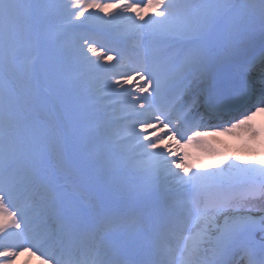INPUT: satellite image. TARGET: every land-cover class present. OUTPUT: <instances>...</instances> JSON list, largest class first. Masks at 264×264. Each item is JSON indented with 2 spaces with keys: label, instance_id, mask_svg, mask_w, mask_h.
<instances>
[{
  "label": "snow or ice",
  "instance_id": "snow-or-ice-1",
  "mask_svg": "<svg viewBox=\"0 0 264 264\" xmlns=\"http://www.w3.org/2000/svg\"><path fill=\"white\" fill-rule=\"evenodd\" d=\"M35 7L27 0H0V264H14L24 252L41 264H81L74 250L87 238L82 210L62 196L48 162L52 152L55 166L64 167L63 143H50L33 118L31 81L22 68L21 46ZM59 7L69 24L88 19L85 14L95 9L109 17L106 24L126 22L140 33L171 36L184 45L178 65L156 50L126 62L111 49L98 55L103 46L82 38L71 58L75 72H61L78 97L92 101L103 91L123 98L134 118L126 134L133 139L129 151L125 137L113 135L99 116L89 119L79 110L85 122L77 133L86 145L83 161L128 209L103 216L93 227L88 264H236L239 254L244 264H264V216L240 211L248 200L264 198V158L223 168L224 160L216 158L217 167L208 170L209 163H189L188 153L176 146L160 148L171 139L216 157L204 137L237 130L264 143V129L254 122L264 114V55L240 64L230 77L220 71L254 42L257 18L264 39V0H69ZM96 80L103 89L95 88ZM225 96L242 98L251 108L226 126L204 130L205 117L225 114ZM124 171L140 182L123 183ZM111 227L124 229L119 243L106 242Z\"/></svg>",
  "mask_w": 264,
  "mask_h": 264
},
{
  "label": "rangeland",
  "instance_id": "rangeland-1",
  "mask_svg": "<svg viewBox=\"0 0 264 264\" xmlns=\"http://www.w3.org/2000/svg\"><path fill=\"white\" fill-rule=\"evenodd\" d=\"M50 1L51 0H27V2L32 3L36 7L32 10L30 32L21 46L22 68L31 81L29 100L31 101L34 107L33 118L39 121V125L46 132V135L50 131L54 130L55 126H58V128H60L61 135L59 136V138L61 139L64 148V166L68 165L70 170L73 171L75 174L79 173L82 183L79 182L80 184L78 187H80V191H83L85 189L83 183H89L90 185L95 184V182H97V187H100L103 182L100 178V181H98L95 177L97 175L94 174L91 167L83 163L84 161L82 156L86 148H84L85 144L80 140L77 133L79 129L83 128L84 122L79 116V118H77L76 120L73 112L75 105H81L80 103L83 104V101H76V97L73 98L69 94V87L66 86V84L60 83V80H63V78H61V70L59 71L60 67L57 62L60 58L58 52L60 54H64V52L60 49L62 48V46H65L71 42V35L66 31H59L61 25L64 23V21L67 20L63 19L61 21H58L56 18H54V14L51 13V8H49ZM93 10L94 9H90L89 12L85 15L92 14ZM150 15L151 14L149 13L147 17H149ZM95 17L96 18L93 19L92 24L99 23L102 27H105V21H107L109 18L99 19L97 18V16ZM258 20L259 19H257V22ZM258 28L257 30L259 31L260 28ZM134 31L136 30L132 29V33ZM139 34L140 37L137 42L141 43L145 52L147 51L149 55H151L153 50H156L158 52L164 51L168 53L173 45V43L171 42L173 37L171 36L151 35L147 31ZM77 35H80V32H78ZM177 41L178 43H180L179 47L175 48L171 52V54H169V56H183L184 45L179 40ZM74 72L69 73L73 74ZM99 93L100 96H97V98L100 101H104V107H106L107 109L105 114L113 116L109 117L107 115L102 116L98 114L100 118L106 119L105 123L107 121L109 122L110 119H115L120 112H123V110H126V108L128 107V105H125L124 102L121 101L124 100L123 98H106L107 96L103 91H99ZM112 101H120L121 103H119V106H117L115 109L111 108L110 104L113 103ZM124 114L129 113L127 112ZM121 115L123 114L121 113ZM47 116H53L56 118V120L48 121ZM62 117H67L69 119V122L67 120L63 121ZM118 117H120V115ZM151 130L152 129H150V131ZM72 133L75 134V137L71 136ZM125 139L130 138H127L125 136ZM243 139V137L240 138L239 142H242L244 144L247 143V141H243ZM247 140H249V146L246 148V151H242L240 154L236 153L235 155H232L233 157H237V155L243 156L242 160H235L237 164L243 165L245 162L254 163L260 158H264V143L261 142V138L247 137ZM232 145L237 146V142L235 139L227 141V145L225 148L230 147ZM252 145L255 146V150H253ZM130 146H132L133 148V143ZM206 146L209 150L212 149L209 142H206ZM183 149L188 153L189 163L195 165L201 161L207 162L210 165V168L208 170L217 167L215 163V158L210 155L208 151H205L204 148L198 147L194 144L186 148L183 147ZM48 162L49 165L52 167L53 177L55 176L56 178L55 181L59 178H61L62 181H66V179H71V177L69 176H64L62 171L63 168H58L55 166V156L51 152H49L48 154ZM227 163L229 162H224L220 164L219 167L223 168L227 165ZM77 166H79L80 168L78 169ZM193 170L196 169L194 168ZM200 170L203 171L204 169ZM189 175H191V173H189ZM73 183L74 186L75 184H77L74 180ZM123 183L128 184L127 181H124ZM65 186L67 190H71V188L73 187L70 185ZM102 186H104V184ZM116 193L119 194L118 192ZM240 210L245 211L244 213H247L253 217L255 216V218L259 216L262 217L264 216V201L258 202L256 206L252 209L243 208ZM259 240L260 235L256 233L254 235L253 242L256 243V241ZM238 256H240V254Z\"/></svg>",
  "mask_w": 264,
  "mask_h": 264
},
{
  "label": "bare ground",
  "instance_id": "bare-ground-1",
  "mask_svg": "<svg viewBox=\"0 0 264 264\" xmlns=\"http://www.w3.org/2000/svg\"><path fill=\"white\" fill-rule=\"evenodd\" d=\"M68 2H69V0H51L50 1L49 8H51V13L54 14V18H56L58 21H61V20L65 19L64 14H63V10L59 6L65 4V3H68ZM137 2H144V0H137ZM93 13H95V15H92ZM93 13L92 14H87L86 17H89V18L88 19H84L86 22H89V24L90 23H93V19L96 18L95 16L102 17L103 19L104 18H109L104 13H100V12H98L95 9L93 10ZM148 18L149 17H147V15H146L145 16V19L147 20ZM123 23H124L123 27H125V29H126L125 32H128V31L132 30V28L126 22H123ZM256 23H257V25H256V32L255 33L257 34V28L260 26V21L258 20V22H257V20H256ZM116 32H119V30L117 28L112 30V34L113 33H116ZM68 33L71 35L70 36L71 42L68 43L65 46H62V48L60 49L61 51L64 52V54H60L58 52V55L60 57L59 60L57 61L58 62V65L60 67L59 68V71L61 70V72H68V73L75 71V66H74V63L72 62V59L71 58H72V54H73L74 48L79 45V42H80V40L82 38H86L88 40L94 41L97 46H103L104 51L101 52V53H98V55L108 54V50L110 49L107 46V43L108 42L106 40L100 38L98 35H95V34L94 35L87 34V33H84V32H81L80 35H77L78 31H76L74 29L68 30ZM127 38L129 40H133V38H136V35H133V36H129L128 35ZM254 44L252 43L248 47V50L250 48H252ZM256 45H258V43ZM174 47L175 46H173L171 48V51H172V49ZM259 49H263L262 51L264 52V43L262 44V46L259 47ZM171 51H170V53H168V55L171 54ZM105 66H111V61L110 62H106ZM69 74H71V73H69ZM61 78H62V76H61ZM60 83L65 84L63 80H60ZM135 83H136V81L134 80L133 81V85ZM102 85H103V82L101 80H96L95 81V88L97 90L102 89ZM126 87L132 88V85H129V86H126ZM69 94L73 98L76 97V100H80V99L83 98V97H78L77 94L75 92L71 91V90H70ZM95 94H96V97H97V95L99 94V91H97ZM74 109H77V111H75L74 114L77 115V116H79L81 118L82 113L79 111L80 110V107L78 105H75V108ZM101 109L102 108H101V105L100 104H93V103H91L90 105H88L86 107V112H87L88 118L91 119L93 117L92 113L94 111H96V110L101 111V114H104V112H105L104 109H102V110ZM127 110L130 111L129 105L127 107ZM50 117H51L50 118L51 120H53V121L56 120L55 117H53V116H50ZM62 119H63V121L67 120L69 122V119L67 117H62ZM133 122H134V118L133 117H130L128 119L123 120V122L121 123L122 125L121 124L119 125V124H116V123L113 124L112 126L109 127V130H110V132L113 135H115L117 137H122L123 135H126L127 134V131L129 130V128H130V126H131V124ZM254 122H255V124H256V126L258 128L264 129V126H263V123H264V114H258L254 118ZM226 123H228V122H226ZM203 125L205 126V129L204 130L209 131V132H212V130L215 129L216 127L226 126L227 124H225V125H219V124L218 125H212L210 123H207V124H203ZM117 131H119V132H117ZM166 132H167V130H164V132L158 133V135H163ZM60 135H61L60 128L55 129V131L51 132L47 136L48 141L50 143L51 142H55L57 139H60L59 138ZM71 135L73 136L75 134L72 133ZM242 137L244 138L243 141H247V143L244 144L242 142H239L240 141V138H242ZM247 137H250L248 135V133H246L243 130H237L236 133L235 134H232V135L224 134L222 132L221 133H218V134H215V135L210 134L208 136H205L204 137V140H205V142H208V141L209 142H218V141H220L219 142L220 145H216L217 144L216 143L212 147V149H211V152H215L217 154L216 157H214V158L215 159L216 158H222L224 160V162H233V161H235L237 159V157H239L240 160H242L243 159V156L237 155V157L236 156L232 157L230 155V157H231V159H230V157H227L226 154L228 153V154L235 155L236 153L237 154H240L242 151H246V148L249 146V140H247ZM154 138L155 137H153L151 139H154ZM233 139L236 140L237 146L232 145L230 147L225 148L226 145H227V141H230V140H233ZM122 143L128 148L129 151H133L134 150L132 148V146H130L133 143V139L132 138L129 141L123 140ZM181 143H182V141H181ZM181 143H180V145H177L175 140L169 139V140H165L164 143L162 144V146H160V148L161 149H164L166 147L176 146L177 148H180L181 149L182 148V146H181L182 144ZM84 148H86V145L84 146ZM115 149H116V152L118 153L119 152V146H115ZM180 154H182V153H180ZM209 154H210V152H209ZM172 159H176V157H172ZM63 169L65 171L63 173L65 176H68V175L73 176L72 175V172L71 171H68V168L63 167ZM128 175H133V173L128 172V171H124L122 179L123 180H126V178H127ZM139 182H140V180L137 181V182H135V183H133L132 185L138 184ZM60 191H61L62 196L65 199H68V193L66 191V188H62ZM122 200H123V198H122ZM122 200H121V202H122ZM262 201H264V198H260V197H258L256 199L248 200L246 203L240 205V209H243V208H250V209H252V208H254L256 206V204L258 202H262ZM113 206H114L113 203L104 202L105 213H107L106 215L113 214V212H112ZM124 209H125V206L122 203L119 204V205H116V207H115V210L118 213H122L124 211ZM92 210L93 209H91V211ZM241 212L243 214H245V215H249L247 213H244L245 211H241ZM259 217H261V216H259ZM259 217H256V218L259 219ZM254 218H255V216H254ZM110 229L111 230L110 231H107V233L105 234V237H114V236H123V235H125L124 229H122V228H119V227H111ZM74 256H75V258L77 260L81 261V264H87L88 261L91 258L90 253H88V255H86V257H87L86 260L77 258L76 255H74ZM0 259H3V258H0ZM237 261L238 260H236V262ZM14 264H41V261H40V259H37L35 257H32L28 253L24 252V253H22L20 256H18L15 259Z\"/></svg>",
  "mask_w": 264,
  "mask_h": 264
}]
</instances>
